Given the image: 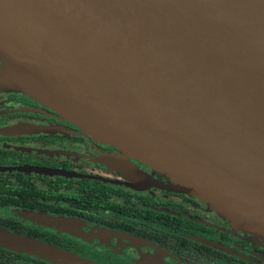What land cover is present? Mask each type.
Returning a JSON list of instances; mask_svg holds the SVG:
<instances>
[{"label":"water","instance_id":"1","mask_svg":"<svg viewBox=\"0 0 264 264\" xmlns=\"http://www.w3.org/2000/svg\"><path fill=\"white\" fill-rule=\"evenodd\" d=\"M0 88L148 165L264 244V0H0ZM0 246L95 264L3 230Z\"/></svg>","mask_w":264,"mask_h":264},{"label":"flooded vegetation","instance_id":"2","mask_svg":"<svg viewBox=\"0 0 264 264\" xmlns=\"http://www.w3.org/2000/svg\"><path fill=\"white\" fill-rule=\"evenodd\" d=\"M50 125L65 131L31 129ZM173 184L26 93L0 88V230L95 264H264V244ZM0 264L56 263L0 246Z\"/></svg>","mask_w":264,"mask_h":264}]
</instances>
